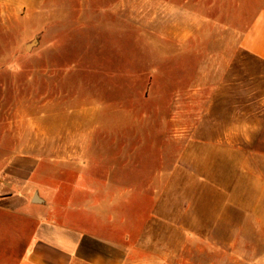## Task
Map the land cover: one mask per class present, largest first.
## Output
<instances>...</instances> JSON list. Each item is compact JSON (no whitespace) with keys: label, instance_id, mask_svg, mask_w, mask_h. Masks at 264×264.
Segmentation results:
<instances>
[{"label":"rangeland","instance_id":"1","mask_svg":"<svg viewBox=\"0 0 264 264\" xmlns=\"http://www.w3.org/2000/svg\"><path fill=\"white\" fill-rule=\"evenodd\" d=\"M262 6L0 0V171L13 156L32 154L88 163L103 176L125 156L127 181L109 189L95 182L92 195H127L128 224L140 206L143 264H264V232H239L231 247L233 233L199 231V201L184 212L181 199L183 160H195L197 172L199 160L216 158L189 150L199 137L183 128L204 112L236 107L218 83L239 81L238 110L264 112V61L239 44ZM204 213L213 222L214 211Z\"/></svg>","mask_w":264,"mask_h":264},{"label":"crops","instance_id":"2","mask_svg":"<svg viewBox=\"0 0 264 264\" xmlns=\"http://www.w3.org/2000/svg\"><path fill=\"white\" fill-rule=\"evenodd\" d=\"M239 44L264 61V0ZM218 84L223 89L219 94H230L236 107L204 112L199 122L183 128L184 135L199 137L187 143L189 150L216 158L199 160L197 172L195 160H183L181 199L184 212L199 201V231H229L231 247H238L239 232H264V147H256L264 146V112L238 110L239 81ZM121 157L103 176L84 162L32 154L10 158L0 171V264H143V218L137 203L128 224L127 195H92L95 182L109 189L127 181ZM174 184L173 165L166 173L168 197ZM205 210L214 211L213 222ZM171 212L169 204L167 214Z\"/></svg>","mask_w":264,"mask_h":264},{"label":"water","instance_id":"3","mask_svg":"<svg viewBox=\"0 0 264 264\" xmlns=\"http://www.w3.org/2000/svg\"><path fill=\"white\" fill-rule=\"evenodd\" d=\"M34 43H35V41H34V42H32L31 44H29V45H28V47H30V46H31L32 44H34Z\"/></svg>","mask_w":264,"mask_h":264}]
</instances>
